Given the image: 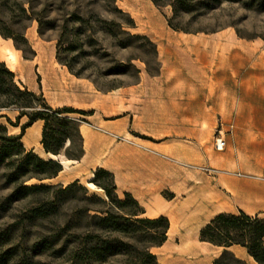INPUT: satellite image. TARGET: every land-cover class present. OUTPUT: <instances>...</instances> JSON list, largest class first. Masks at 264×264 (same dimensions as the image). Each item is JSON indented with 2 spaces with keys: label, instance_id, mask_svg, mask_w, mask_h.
Segmentation results:
<instances>
[{
  "label": "rangeland",
  "instance_id": "374dc122",
  "mask_svg": "<svg viewBox=\"0 0 264 264\" xmlns=\"http://www.w3.org/2000/svg\"><path fill=\"white\" fill-rule=\"evenodd\" d=\"M0 18L28 43L21 45L22 64L29 66L37 50L43 62L53 55V64H66L81 75L107 120L124 124L122 133L109 131L121 138L117 142L148 139L161 145L168 179L161 208L176 209L185 197H194L196 221L180 229H196L198 236L192 246L186 241L152 248L153 254L177 264H212L222 249L199 241L206 223L237 210L264 217V90L239 81L243 68L252 73L264 51L263 0H2ZM120 30L131 37L119 35ZM6 48L0 37V56L7 61ZM24 76L29 79L30 71L25 69ZM48 93L57 91L49 86ZM75 93L79 99L84 92ZM44 98L54 110L68 107H53L54 100ZM17 115L14 108L0 109V125L8 135H17L27 121L23 117L17 125ZM63 116L83 122L78 113ZM220 120L233 129L224 150L215 152ZM69 136L67 151L77 153L78 136L72 130ZM42 151L39 146L32 152L45 158ZM9 171L0 165V250L15 254L8 264H133L125 254L104 263L90 259L96 234L131 242L97 231L101 225L92 216L105 209L98 199L108 203L101 189L86 181L64 185L35 177L9 183ZM19 185L49 187L15 199L11 193ZM115 194L124 199L123 193Z\"/></svg>",
  "mask_w": 264,
  "mask_h": 264
},
{
  "label": "trees",
  "instance_id": "16d2710c",
  "mask_svg": "<svg viewBox=\"0 0 264 264\" xmlns=\"http://www.w3.org/2000/svg\"><path fill=\"white\" fill-rule=\"evenodd\" d=\"M15 5L18 6L23 18H27L26 10L17 3ZM1 8L2 0H0V14ZM181 9L184 12L188 11L187 8ZM73 19L80 23L85 22L79 16H74ZM102 23L106 24V22ZM109 25L121 29L115 22H110ZM119 35L131 37L122 30ZM0 37L10 40L13 47L19 51H22L21 45H28L24 36L21 33L16 34L1 18ZM136 37L138 38V36ZM62 65L66 66L74 77H81L78 72L74 73L68 65ZM9 108H14L18 112L15 119L17 125L23 117H26L27 121L20 125V132L17 135H8L6 127L0 125V165L10 168L7 182L15 183L22 177H35L39 180L52 179L62 170L57 161L44 160L31 150L24 149L21 143L22 136L25 130L37 121L42 122L40 145L44 153L57 156L60 155L61 150H64V157L68 160L78 161L82 157L79 125L75 120L63 115L85 114L68 107L52 109L46 104L42 93L37 94L28 90L21 83L17 84L14 81V74L3 62H0V109ZM70 130L77 134L80 141L77 153L67 151L71 144ZM65 143L68 144L67 147H65ZM13 156L16 158L12 159ZM90 183L101 189L108 200L106 204L98 199L105 209L95 210V214L92 216L101 225L97 231L114 233L131 241L125 242L118 237L113 240L101 239V236L96 234L95 238L98 241L90 249V259L94 262L104 263L110 257L125 254L132 258L133 264H158L151 249L160 247L165 242L169 229L168 219L163 216L154 219L144 217V209L128 193H123L124 199L119 200L115 194L113 175L104 169H97L93 173ZM48 187L19 185L12 191L11 197L21 199L32 191L44 190ZM199 241L222 248V252L213 260L212 264H244L229 250L232 246L244 249L256 264H264V217H252L241 210H237L236 213H218L199 230ZM14 255L13 250L4 252L0 250V264H8Z\"/></svg>",
  "mask_w": 264,
  "mask_h": 264
},
{
  "label": "crops",
  "instance_id": "0c3cea01",
  "mask_svg": "<svg viewBox=\"0 0 264 264\" xmlns=\"http://www.w3.org/2000/svg\"><path fill=\"white\" fill-rule=\"evenodd\" d=\"M5 41L8 48H14L10 40ZM33 51V60L29 66L22 64L24 60L21 58L19 50L14 51L17 61L14 68H11L2 56H0V62H3L14 74V80L17 84L21 83L28 90L37 91L47 99H53L54 103L51 106L74 107L85 114L83 115V122L79 125L83 153L78 161L68 160L62 155L45 154L42 151L45 157L42 159H52L62 167L58 175L51 180L64 185L75 181L88 183L97 169H104L113 175L117 194H130L144 209L145 215L149 217L163 215L168 219L169 229L166 240L160 247L154 249H170L173 245H181L186 241L192 246L191 244L198 236V231L194 229L189 232H182L180 228L196 221V212L192 211L195 204L194 197H185L182 205L176 209L163 211L161 208V192L167 187L168 181L166 164L160 158L161 145L148 139H138L136 144L131 142L130 145L117 142L110 132L122 133L124 124L117 126L107 120L103 114L104 106L99 104V98L82 82L83 79L71 75L65 66L53 64V55L51 60L45 63L40 53L37 50ZM25 69L30 71L29 79L24 76ZM252 69L253 72L247 75L244 67L243 78L240 77L239 81H243L244 85L252 84L255 89L264 90V51L259 57V62H256ZM38 77L40 84L37 83ZM49 86L56 89L55 95L50 96L48 93ZM67 89L71 93H65ZM78 90L84 92L79 96V99L75 93ZM41 127L42 122L37 121L25 130L21 139L24 149L33 152L39 149L41 146ZM212 247L222 249L216 246ZM229 250L241 261L247 264H256L244 249L232 246ZM154 255L159 264H177L172 259L160 256L159 253Z\"/></svg>",
  "mask_w": 264,
  "mask_h": 264
},
{
  "label": "built area",
  "instance_id": "2783aa9c",
  "mask_svg": "<svg viewBox=\"0 0 264 264\" xmlns=\"http://www.w3.org/2000/svg\"><path fill=\"white\" fill-rule=\"evenodd\" d=\"M233 129V126L231 124L224 125L223 122L220 120L218 124V128L214 134L213 137V150L215 152H222L226 145V139L225 136L227 133H230ZM115 139H121L120 137L112 135ZM192 168V166H190ZM197 169L203 171V172H209L207 168L204 167H198Z\"/></svg>",
  "mask_w": 264,
  "mask_h": 264
},
{
  "label": "bare ground",
  "instance_id": "6f19581e",
  "mask_svg": "<svg viewBox=\"0 0 264 264\" xmlns=\"http://www.w3.org/2000/svg\"><path fill=\"white\" fill-rule=\"evenodd\" d=\"M14 51H16L14 48L13 49H9V48L5 49V57H6L11 68H14V66L16 65V57H15ZM87 186L94 188V185L90 182L87 183Z\"/></svg>",
  "mask_w": 264,
  "mask_h": 264
}]
</instances>
